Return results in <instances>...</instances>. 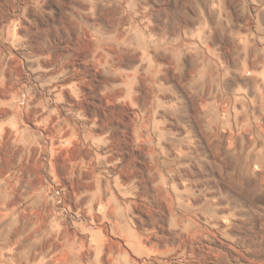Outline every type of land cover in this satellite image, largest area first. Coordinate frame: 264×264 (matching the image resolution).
I'll use <instances>...</instances> for the list:
<instances>
[{"label":"rangeland","instance_id":"rangeland-1","mask_svg":"<svg viewBox=\"0 0 264 264\" xmlns=\"http://www.w3.org/2000/svg\"><path fill=\"white\" fill-rule=\"evenodd\" d=\"M0 264H264V0H0Z\"/></svg>","mask_w":264,"mask_h":264},{"label":"crops","instance_id":"crops-1","mask_svg":"<svg viewBox=\"0 0 264 264\" xmlns=\"http://www.w3.org/2000/svg\"><path fill=\"white\" fill-rule=\"evenodd\" d=\"M64 141H66L67 143H70V148L69 149H67L66 150V152H67V158H66V160L68 161V162H72V165L74 166V162H81V161H83V164H85V163H87L88 164V167H84L82 170H81V176L82 177H92V173H94V170H93V168L91 167V165H92V154H91V151H92V148H91V144H88L87 142H85V140H84V146H86V147H88V149H89V152L88 153H86V152H84L83 154L82 153H80V152H77V150L75 149L76 148V146H78V144L80 143V141H81V139H79V138H71V139H69L68 138V136H66V138L64 139ZM76 150V152H74ZM85 150H87V149H85ZM80 170V169H79ZM106 226V225H105ZM115 239V241H118V242H120V244H121V239L119 238V237H117L116 235H115V237H114ZM111 240V239H110ZM122 248L121 249H126L124 246H121Z\"/></svg>","mask_w":264,"mask_h":264}]
</instances>
